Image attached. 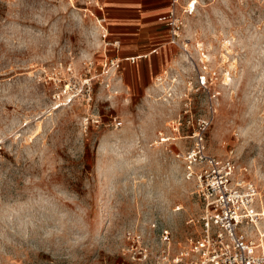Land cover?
Masks as SVG:
<instances>
[{
    "label": "rangeland",
    "instance_id": "obj_1",
    "mask_svg": "<svg viewBox=\"0 0 264 264\" xmlns=\"http://www.w3.org/2000/svg\"><path fill=\"white\" fill-rule=\"evenodd\" d=\"M183 1L184 50L157 80L108 71L104 0H0V264H172L200 230L175 157L198 116L264 209V0ZM69 63L90 86L53 99Z\"/></svg>",
    "mask_w": 264,
    "mask_h": 264
},
{
    "label": "built area",
    "instance_id": "obj_2",
    "mask_svg": "<svg viewBox=\"0 0 264 264\" xmlns=\"http://www.w3.org/2000/svg\"><path fill=\"white\" fill-rule=\"evenodd\" d=\"M179 3L180 0H170L167 13L160 15L158 20L165 23L169 42L184 50L181 40L185 27L183 14L191 12L193 4L189 1L180 6ZM100 21H104L103 17ZM102 29L104 48L118 50L120 40L109 39L106 28L103 26ZM108 63V71H117L116 57H109ZM59 68L60 77L53 84V99L77 97L83 86H90L92 77L83 79L79 88L77 84H71L74 72L70 63L59 64ZM91 68L88 66L87 71ZM155 79L160 80V74ZM199 84L204 86V77H200ZM210 123L204 116L187 119L190 146L175 154L183 165L184 178L194 182L202 210L196 219L200 224L199 232L190 236L187 245L177 251L172 264H264V209L258 200V188L238 175L237 162L231 155L217 157L207 151L206 133ZM126 238L139 240L141 234L127 231ZM160 239L170 242L167 228L161 230ZM143 254L142 259L146 257Z\"/></svg>",
    "mask_w": 264,
    "mask_h": 264
},
{
    "label": "crops",
    "instance_id": "obj_3",
    "mask_svg": "<svg viewBox=\"0 0 264 264\" xmlns=\"http://www.w3.org/2000/svg\"><path fill=\"white\" fill-rule=\"evenodd\" d=\"M184 1L180 0L182 6ZM170 0H104L103 25L109 39L120 40V47L109 57H116L119 62L117 73L124 78L125 64L152 69L156 75L163 73L170 57L179 52L177 45L169 42L167 27L158 20L167 13ZM180 11V9H179ZM129 66V67H130ZM127 74V78H128Z\"/></svg>",
    "mask_w": 264,
    "mask_h": 264
},
{
    "label": "bare ground",
    "instance_id": "obj_4",
    "mask_svg": "<svg viewBox=\"0 0 264 264\" xmlns=\"http://www.w3.org/2000/svg\"><path fill=\"white\" fill-rule=\"evenodd\" d=\"M161 75V74H160Z\"/></svg>",
    "mask_w": 264,
    "mask_h": 264
}]
</instances>
